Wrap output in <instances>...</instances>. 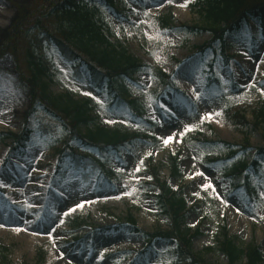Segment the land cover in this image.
Segmentation results:
<instances>
[{"label": "rangeland", "instance_id": "rangeland-1", "mask_svg": "<svg viewBox=\"0 0 264 264\" xmlns=\"http://www.w3.org/2000/svg\"><path fill=\"white\" fill-rule=\"evenodd\" d=\"M76 1L96 10L111 42L145 66L125 81V87L143 107L144 118L156 125L139 129L129 117L112 111L105 93L90 86L85 69H81L82 81L77 82L75 70L42 40L39 44L55 66L52 77L44 81L50 97L90 101L89 115L98 127L114 130L122 126L130 133L153 136L155 141L136 140L133 149L111 156L107 170L114 176L111 184L106 183L110 187H98L101 176L96 174L82 185L81 172L75 171L60 185L54 171L64 144L69 142L81 156L96 157L97 153L72 141L59 121H51L55 134L43 137L39 129L47 117L41 108L26 122L28 96L16 75L19 64H26L21 48L13 53L5 40L12 27L27 20L35 0H0V249L8 250L12 264H177L171 242L156 241L141 256L146 243L126 224L131 217L145 233L170 229V221L157 208V189L148 173L157 170L159 180L168 181L185 201L183 229L193 233L200 228V236L192 240L194 254L207 264H227L220 250L222 234L227 233L240 248L257 246L264 260L263 187H257L261 201L250 204L234 190L225 171L238 160L247 166L257 161L264 168V24L257 19L243 23L237 32L225 35L223 45L214 44L200 53L198 49L212 34L178 29L203 27L202 0H113L115 12L107 0ZM54 27L50 25L51 30ZM59 28L64 30L63 25ZM39 35L30 30L26 40H37ZM157 70L171 76L193 105L173 99L170 92L158 96L161 84L153 76ZM211 76L218 78L222 94L208 93ZM217 112L220 115L211 120H201ZM189 125L194 130L180 136ZM25 128L32 134L24 153L9 151L10 141L2 134H19ZM79 131L85 133L87 128L80 126ZM169 135L176 140L165 146L161 137ZM231 152L237 154L234 159ZM170 159H177L180 177H169ZM217 160L226 161L216 164ZM247 172L253 175L252 168ZM207 183L215 191L202 187ZM85 201L82 209L69 212ZM24 226L30 229L29 239L20 233Z\"/></svg>", "mask_w": 264, "mask_h": 264}, {"label": "trees", "instance_id": "trees-1", "mask_svg": "<svg viewBox=\"0 0 264 264\" xmlns=\"http://www.w3.org/2000/svg\"><path fill=\"white\" fill-rule=\"evenodd\" d=\"M202 2L200 16L203 20V27L200 29L197 27L182 28V31L188 33L209 31L212 34V40L199 49L201 52L216 42L222 43L226 34L238 31L241 22L250 18L264 22V0H203ZM112 4L113 0H108L110 7ZM29 14L27 20L23 21V25L20 22L10 29L7 40H5L6 46L13 53L18 54L21 48L26 64L24 67L19 64L16 73L19 84L28 96L29 110L26 117L29 118L41 108L47 117L61 123L71 140L79 141L87 150L97 152L96 158L78 156L69 147V143L65 144L59 154L56 168V173L61 180L65 179L71 168L90 173L98 171L108 181L113 175L112 172L106 170L112 153L133 149L136 140L153 142L155 138L130 134L120 127L114 130L98 127L89 115L92 110L90 102H76L68 96L67 100L51 98L49 85L44 81L51 78L53 66L43 55L39 43L42 40L51 42L64 60L72 65L77 64L78 68L84 67L92 86L101 90L105 89L111 109L115 111L124 109L127 114H135L133 117L137 124L152 129L155 124L142 118L140 103L137 100L127 101L129 95L124 86L126 80L142 71L145 66L129 55L125 48L109 41L104 25L97 18L96 10L81 8L75 0H35ZM51 24L55 26L52 30L50 29ZM61 25L64 26V30L59 28ZM30 30L39 32L37 40H26V35ZM154 74L164 90H170L178 98L181 96L167 75L160 71H155ZM238 120L244 122V117L239 116ZM80 126L87 128V131L81 133ZM41 131L44 135L54 133L49 120L42 123ZM30 136L31 132L24 130L18 135L6 134L4 137L12 140V151L21 152L30 141ZM198 144L214 146L213 143ZM231 157L234 155L232 154ZM170 165L171 178L180 177L177 159H170ZM251 166L255 172L254 178L245 175L246 166L241 161L225 169L230 172L231 183L235 189L241 191L245 201L255 205L260 200L256 183L260 180L264 182V171L258 162H253ZM151 176L157 189L155 196L157 207L160 213L170 221V230H158L153 233L141 232L147 248L151 249L155 241L171 242L174 245L172 250L178 263L207 264L203 258L193 253L191 247L192 240L201 234L200 228L193 233L183 229L187 214L185 201L180 194L173 192L168 183L160 182L156 172ZM87 177L83 178L85 182L89 181ZM127 221L132 232L140 233L132 218H128ZM220 250L227 264H264L258 247L249 245L240 248L233 239L226 235H223ZM0 264H12L8 259L6 248L0 249Z\"/></svg>", "mask_w": 264, "mask_h": 264}, {"label": "snow or ice", "instance_id": "snow-or-ice-1", "mask_svg": "<svg viewBox=\"0 0 264 264\" xmlns=\"http://www.w3.org/2000/svg\"><path fill=\"white\" fill-rule=\"evenodd\" d=\"M183 7H186L187 6V4H185V5H182ZM85 95H90L89 93H85ZM200 97L199 96H197V99H199ZM213 115H220V113H208L206 116H204V117H201V120H211L212 119V116ZM108 123H114L115 121H107ZM194 130V127L193 126H191V125H189V126H186L185 127V129H184V131L183 132H181L180 133V136H183V135H185L187 132H191V131H193ZM161 139L163 140V143H164V145L165 146H167L168 144H170V143H172V142H174L175 140H176V137L174 136V135H169V136H167L166 138L165 137H161ZM152 155V153L151 152H149L148 153V156H151ZM143 163V161H141V164ZM136 171L138 172V171H140V168L139 167H137L136 168ZM197 175H200V176H203V173H197ZM205 190H207V189H209V188H211V189H213V191H215V189H214V187H213V185L211 184V183H207V184H205V185H203L202 186ZM126 194H128V195H130L131 193H126ZM87 201H85V202H81V203H79V204H76L73 208H71V209H69V212H74L77 208H83L84 207V204L86 203ZM69 213L68 212H66L65 213V215H68ZM17 231H19V229L17 230ZM53 231H54V229H53Z\"/></svg>", "mask_w": 264, "mask_h": 264}, {"label": "bare ground", "instance_id": "bare-ground-1", "mask_svg": "<svg viewBox=\"0 0 264 264\" xmlns=\"http://www.w3.org/2000/svg\"><path fill=\"white\" fill-rule=\"evenodd\" d=\"M36 177V176H35ZM33 196L36 197L34 198V201H38L39 202V199H37V196L35 195V193H33ZM30 231V229H28L27 227L24 226L23 230L20 231V233L26 237V238H31V236L29 234H27L28 232Z\"/></svg>", "mask_w": 264, "mask_h": 264}]
</instances>
